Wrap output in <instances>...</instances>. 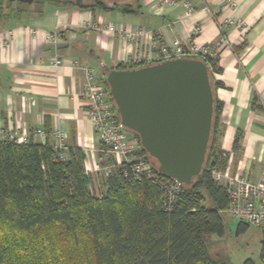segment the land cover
<instances>
[{
    "label": "crops",
    "instance_id": "crops-1",
    "mask_svg": "<svg viewBox=\"0 0 264 264\" xmlns=\"http://www.w3.org/2000/svg\"><path fill=\"white\" fill-rule=\"evenodd\" d=\"M69 1L73 5L30 4L23 14L0 19L1 130L19 129L36 143L52 145L57 140L50 133L61 131L65 144L86 151L87 166L99 162L100 143L82 97L83 68H93L106 78L110 69L135 57L139 65L154 63L157 48L152 43L141 39L130 47L118 34L123 27H144L155 31L166 45L176 40L221 45L220 72L214 74V82L219 83L215 96L222 104L219 149L227 159L225 168L261 181L264 0H234L232 7L226 0H177L172 6L162 0H103L111 8L107 11L93 8V0ZM188 4L193 7L190 14ZM116 6H131L134 12L122 13L113 9ZM111 25L117 30H110ZM197 27L201 31L195 35ZM51 33L58 36L55 44L47 39ZM56 59L61 66L53 64ZM37 129L47 135L33 136ZM238 132L240 148L234 150ZM92 176L96 181L101 175Z\"/></svg>",
    "mask_w": 264,
    "mask_h": 264
},
{
    "label": "trees",
    "instance_id": "trees-1",
    "mask_svg": "<svg viewBox=\"0 0 264 264\" xmlns=\"http://www.w3.org/2000/svg\"><path fill=\"white\" fill-rule=\"evenodd\" d=\"M93 2V8L111 9L103 0ZM46 3L73 5L69 0H34L31 5ZM31 5L0 0V19L19 16ZM113 9L134 12L131 6ZM219 62L214 60L210 73L214 92ZM221 112L216 99L205 168L171 202L168 188L173 180L156 167L153 176L136 178L124 165L109 177L101 175L97 187L86 172L87 153L77 145L66 144L61 151L31 138L25 144L0 139V264H226L209 250L210 238L224 234L222 214L230 205L225 187L212 174L227 163L218 144ZM241 135L236 134L234 150L240 148ZM99 146L100 164L112 165L106 147ZM142 154L153 163L144 149ZM249 227L240 222L238 235Z\"/></svg>",
    "mask_w": 264,
    "mask_h": 264
},
{
    "label": "water",
    "instance_id": "water-1",
    "mask_svg": "<svg viewBox=\"0 0 264 264\" xmlns=\"http://www.w3.org/2000/svg\"><path fill=\"white\" fill-rule=\"evenodd\" d=\"M210 73L199 59L176 58L106 76L123 127L139 137L160 174L185 186L203 172L210 148L216 103Z\"/></svg>",
    "mask_w": 264,
    "mask_h": 264
},
{
    "label": "built area",
    "instance_id": "built-area-1",
    "mask_svg": "<svg viewBox=\"0 0 264 264\" xmlns=\"http://www.w3.org/2000/svg\"><path fill=\"white\" fill-rule=\"evenodd\" d=\"M176 1L162 0L164 4L169 6L175 5ZM226 2L231 7L235 5L234 0H226ZM187 7L188 14H190L193 11V7L189 4ZM109 29L112 31L117 30L115 25H111ZM200 31L201 28L197 27L194 30L195 35H198ZM118 34L130 47L139 44L141 39H147L152 43L155 49L157 48V58L153 60L154 63L176 58L199 59L205 62L210 67V70H212L213 62L219 58L221 50L220 44L197 45L194 43H182L179 40L174 41L172 45H166L161 43L155 31L144 27H123L118 31ZM57 38V34L51 33L47 35L50 43L55 44ZM159 43L161 45L157 47L156 44ZM130 62L127 64L132 66L140 64L139 59L136 57ZM53 64L61 66L62 61L56 59ZM83 70L86 74V83L82 97L87 115L99 143H102L106 147L108 154L114 159L113 164L108 166H102L100 161L96 162L93 166H87L85 163L86 172L90 175L100 174L109 177L118 168L126 165L131 167L133 175L136 178L153 176L155 166L142 154L140 139L134 133H128V130L121 124L116 106L110 96L109 88L105 84L106 78L100 77L93 68L84 67ZM46 135V131L42 129H37L33 133V136L44 137ZM50 137L57 140L56 146L58 149L61 151L65 150L66 136L61 131L50 133ZM0 139L17 144H25L30 141V136L19 129H0ZM258 160L263 161V178L261 181H253L247 175L239 171L233 172L229 168L214 169L212 174L215 181L225 187L230 199L227 213L241 223L257 228H264V160L262 158H258ZM182 186L183 184L173 180V183L168 188L170 193L168 197L169 202L181 192Z\"/></svg>",
    "mask_w": 264,
    "mask_h": 264
},
{
    "label": "rangeland",
    "instance_id": "rangeland-1",
    "mask_svg": "<svg viewBox=\"0 0 264 264\" xmlns=\"http://www.w3.org/2000/svg\"><path fill=\"white\" fill-rule=\"evenodd\" d=\"M5 13H10L5 9ZM128 133H131L128 131ZM102 177L96 179L97 187L102 184ZM224 234L210 238V254L214 259H223L226 264H244L251 259L255 264H264L262 260V242L264 228L250 226L240 235L237 233L239 221L233 219L227 212L222 214Z\"/></svg>",
    "mask_w": 264,
    "mask_h": 264
}]
</instances>
